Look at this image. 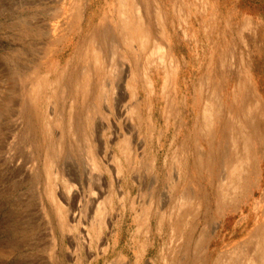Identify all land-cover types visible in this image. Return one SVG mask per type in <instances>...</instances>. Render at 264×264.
Segmentation results:
<instances>
[{
	"label": "rangeland",
	"instance_id": "obj_1",
	"mask_svg": "<svg viewBox=\"0 0 264 264\" xmlns=\"http://www.w3.org/2000/svg\"><path fill=\"white\" fill-rule=\"evenodd\" d=\"M249 9L243 0H0V264L162 263L159 204L187 214L185 228L197 210L179 203L182 192L189 203L210 199L214 212L226 173L190 166L196 144L208 146L193 136L211 99L224 110L219 138L234 102L247 109L256 96L264 107V11ZM235 73L252 87L245 79L235 90ZM229 131L227 145L218 138L221 166L223 150L234 154ZM97 200L106 214L93 228ZM251 212L237 244L257 225ZM224 250L213 243L204 263Z\"/></svg>",
	"mask_w": 264,
	"mask_h": 264
},
{
	"label": "bare ground",
	"instance_id": "obj_2",
	"mask_svg": "<svg viewBox=\"0 0 264 264\" xmlns=\"http://www.w3.org/2000/svg\"><path fill=\"white\" fill-rule=\"evenodd\" d=\"M136 10H137V15L140 17V20L138 22L140 24H142L139 7H137ZM124 33L128 34V32H124ZM143 36H144V41L150 37V34L147 33V31L144 28H143ZM126 39H128V38H126ZM146 86L149 87L150 89L153 87V84L148 80V78L146 79ZM257 111H258V109L256 108L251 113V120H252L251 122H253L252 123L253 124V131L252 132L250 130L245 129V127H243L241 120H238V123L240 124L239 126L242 127L240 129V132L238 133V132H236V130L234 131V129H235L234 126L237 124L235 123L236 120L234 121V119L232 118L231 115L228 116L226 123L224 122V124L221 126L220 135L221 134L224 135V134H226L225 132L227 130V124L230 121L233 122L231 124L233 125L234 129L230 128L229 133H231V131H232V133L235 137L232 140L233 145L231 147V151L234 153L233 154V161L229 162L228 159L227 160L225 159L224 164L226 165V169L224 172L226 174H223V176L221 177V181H220L221 186L219 187V189H220L219 193H217L216 196H214V198H213L214 203H216L217 205L220 204V206H221V204H224V203L226 204V202H227V204H229L231 202L229 205L234 204L233 200H231L230 191L233 194H236L241 190L243 185L246 186L247 183L246 182L243 183L244 175L252 173L251 174V182L249 183L250 186L252 185L253 179L257 180L259 178L260 174H258V173L261 172L260 168L264 162L263 161V157H264V148H263L264 147V141L263 140L264 139L262 138V133H261L262 131H260V129H262L261 116H260V113ZM215 114H216V110L214 111V108L208 104L205 108V111H204V117H203L204 125L200 129V130H203V133L206 137L211 139L210 143L212 145L211 146V153L212 154L214 153V149H215V147H214L215 140L218 137L217 129H216V120H215L216 116H215ZM217 114H218V112H217ZM235 133H236V135H235ZM227 135H228V130H227ZM101 140H102V138H101ZM102 142L104 143L103 140H102ZM97 143H98V141H97ZM101 146H103V145H101ZM101 148H100V150H101ZM258 149H261L262 156H259V155L256 156L255 155V153L257 152ZM99 154H101V152ZM203 155H204V150L197 147L195 150V159H194L195 162L193 165H191V167L196 166L197 163L202 164L203 163V161H202ZM94 164H95V162H94ZM257 169H259V170H257ZM174 172H175V169H174ZM178 172L180 173V170H178ZM174 179H176V178H174ZM180 180H182V178H177L175 181H173V183H174L173 185H175V187L181 186L182 184H181ZM189 180H190V178H189ZM188 184H190V183L188 182ZM91 190H92V188H91ZM194 193H196V192H194ZM100 194H102V193H100ZM187 194L190 195V192L185 193V191H184V192H182L183 196H181V199H180V197H179V199L177 198L179 200V203L183 204L186 202V203H188L187 205H189V207H191L193 210L194 209L197 210V212L194 216L195 218L193 217L192 221L189 222L188 224H186V226H188L187 228H185V226H183L181 224L182 218H184L187 214H182L184 212H180V211H179L180 213H178V212L175 213V211H174V212H172L173 214L170 213L171 215H169V214H166V212H165V205L164 204H161V205L159 204V206L156 207L157 208L156 216L159 218V222H160L159 227L156 231L159 233L158 236H160V238H161L160 247L162 248V250H164V253H161V262L162 263H158V261H159V259H158V261H156V264H198V263L205 264L204 259H206L210 255L209 252H210V248H211L210 245L211 244H207V239L211 234H213L214 231H212V230H216V227L213 226L214 223L211 222V218H209V220L205 226L203 225V221H204L203 219L208 218L209 215H208V211L202 210L203 209V207H202L203 202L202 201L204 199V201L206 203L208 201V198L203 196L202 200H201V196H199L198 200H200V202L197 201L198 203L196 204L195 201L197 199L194 200L195 198H193L192 203H189L188 199H185ZM197 195H198V193H197ZM93 196H94V194H93ZM94 198H96V196H94ZM96 202H97V204H96ZM211 203H212V201H211ZM92 204L93 205H91V206H93V207L91 208V210H93L92 213L94 214L93 220H92V226H93V228H95L96 223H97L96 220L100 219V222H102L101 220H102L104 214H106V213L103 212V210L105 208L103 209V207H102L103 204H101L100 201L99 202H98V200L92 201ZM151 204H152V202L150 203V205ZM206 204H208V203H206ZM95 205H96V208H95ZM180 207H181V205H180ZM184 207H185V205H184ZM195 210H194V212H195ZM147 213H148V211H147ZM140 215L141 214H139V216ZM148 215L146 214L145 217L147 218ZM140 217H142V215ZM146 218H145V220H146ZM142 221H144V220L142 219ZM258 221H260V220H258ZM142 223L147 224L146 221H144ZM138 224H140V223H138ZM165 226L167 227V230L171 231V233L169 235H168L167 230L165 229ZM150 228L151 227L149 225L148 226H143V225L141 226V224L139 227V229L144 231V232H148V230H150ZM101 240H103V239H101ZM148 241H149V239H148ZM102 243H103V241H102ZM106 244H107V242L101 244L102 247L105 249V250H103L104 251L103 253H107V251H108V247H107L108 245L106 246ZM141 248L143 251H145L143 245L141 246ZM166 248H168V250L165 252ZM142 256H143V254H142ZM74 257H76V255ZM114 264H120V262L116 261ZM122 264H128V263L123 261ZM214 264H264V222L262 224H258L257 228L255 229L253 234L248 239L244 240L243 243L236 244V245L232 246L229 251L224 250V252L221 253L217 257V259L214 261Z\"/></svg>",
	"mask_w": 264,
	"mask_h": 264
},
{
	"label": "crops",
	"instance_id": "obj_3",
	"mask_svg": "<svg viewBox=\"0 0 264 264\" xmlns=\"http://www.w3.org/2000/svg\"><path fill=\"white\" fill-rule=\"evenodd\" d=\"M243 1L246 2L248 8H251V10L249 9L250 11H259V13L261 11H264V0H243ZM150 38H151V34H150V37L148 39H146L145 41H149ZM245 79H247L246 82H248L247 85L245 86V89L251 88L252 86L249 85V80H248L247 75L245 76V74H243V73H241V74L235 73V74H232L230 77V80L236 82V85L234 86L235 90L243 89V88H239L240 87L239 85H240V82H242V81L245 82ZM211 96H212V93H211ZM238 96H239V94H236L235 97H238ZM250 97H252L251 98L252 100L249 101V104L247 105V109H245V105H243L241 107V109L238 108V105L234 102L229 107V109L227 108L225 113H227L228 116L231 115L232 118L234 119V121L236 120L235 123L238 125H240L238 123V120H241L243 127H245V129L250 130L252 132L253 131V124H252L253 122H251L252 121L251 120V113H252V111H254L258 107L257 112H259L260 114L263 115L264 114V107L260 106V101L258 100V98H256V96H250ZM262 97H264V96H262ZM236 102L238 103V101H236ZM208 104L214 108L212 99L206 103V106ZM251 107H252V109H250ZM221 108H222V105H221V107L219 106V108L217 109L218 111L216 110V112H218V114L219 113L221 114L224 111V110L222 111ZM239 115H243L244 117L240 119L238 117ZM245 115H247V116H245ZM228 116L226 118H228ZM231 123H233V122L230 121L227 124V130H230L229 128H233V125ZM263 124H264V122H263ZM234 128L238 130V129H241L242 127L237 126V128L236 127H234ZM262 129H264V126H262ZM227 130L225 132L226 134H224V135L221 134L222 135L221 138L223 141H225L226 138L228 137ZM220 131H221V128H220ZM193 137L195 139H204L207 142L208 146H205L202 142H199L196 144L195 150L197 147L204 150V155H203V160H202L203 163L202 164L197 163L196 166H192V167L199 168L200 166L205 164L207 167H213V168H223L224 167V170H225L226 165L225 164H223V166L218 165V163H220L221 160H217V158L220 156V151H221L220 147H222L221 146L222 144H220L218 142L219 137H217L215 140L214 147L215 148L217 147V148L214 149L215 152L213 154L211 153V146H212L210 143L211 139L204 135L203 130H199L198 132H196V134ZM221 138H219V139H221ZM230 138H231V147H232V145H233L232 140L234 139V137L232 136ZM225 145H227L226 141H225L224 146ZM226 152H227L226 150L225 151L223 150L222 161L224 162L225 159L226 160L228 159L229 162H232L233 160H231V159H233V157H231V154H229V156H228V154ZM258 155L262 156L261 153H258ZM180 161H181V159L179 160V162ZM187 161L188 160H186V159L182 161L181 165H183V168L185 166V162H187ZM263 161H264V157H263ZM194 162L195 161L193 160V164H194ZM181 165L180 164L177 165V170H178V167H179V169H181L180 168ZM263 166H264V162L260 168L261 172L258 173V174H260L259 178L257 180L253 179L251 186L249 183L251 182V174L252 173H249V174L244 175V177H243V183L246 182L248 185L247 184H246V186L243 185L241 190L236 194H233L230 191L231 200H233V202H234V204L232 203L233 205H229L231 202L229 204H227V202H226V204L225 203L221 204V206H220V204L217 205L215 203L216 204L215 209H214V212L212 213L211 209H210L212 207L211 200H209V199H208V201L206 200L207 201L206 203H208L207 207L203 208L202 210L208 211L209 216H208V218L203 219L204 220L203 225L204 226L206 225L209 218H211V222L214 221L217 225V229L212 230V231H214L213 234H211L207 239V241L209 239H211V241L209 242V244H211L210 245L211 247H212L213 243L215 246H218L219 244L220 245L224 244L225 250H226L228 248V246L232 247L233 245L242 242V240L241 241H235L234 238H235V235L238 233V230H240V228L246 222L249 221L248 215H250L251 210H253L251 212V214L255 215L254 218L257 221V223H256L257 225L262 224L264 222V186H262V182H261L262 181L261 178H263V181H264V169H263L264 167ZM188 170H189V164H187V166H186V171H188ZM257 170H259V169H257ZM180 171H182V170H180ZM183 171H184V169H183ZM183 171H182L181 175L185 176V174H183ZM177 174H178V172H177ZM178 175H180V174H178ZM222 176H223V174H222ZM219 190L220 189L217 190V193H219ZM257 194L261 195V200L258 202H252V199L257 198L256 197ZM216 210H217V212H216ZM217 216H219V217H217ZM219 218H221V219L219 220ZM258 220H260V221H258ZM257 225L255 226V229L257 228ZM255 229L253 230V232L255 231ZM253 232L247 238L243 239V241L248 239L253 234ZM215 248H217V247H215ZM216 251H217V249H216Z\"/></svg>",
	"mask_w": 264,
	"mask_h": 264
}]
</instances>
